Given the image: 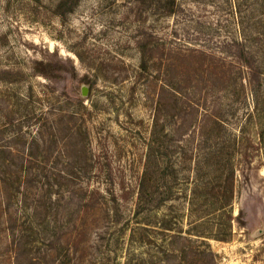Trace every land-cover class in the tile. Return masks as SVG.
<instances>
[{
	"label": "rangeland",
	"instance_id": "obj_1",
	"mask_svg": "<svg viewBox=\"0 0 264 264\" xmlns=\"http://www.w3.org/2000/svg\"><path fill=\"white\" fill-rule=\"evenodd\" d=\"M0 264H264V0H0Z\"/></svg>",
	"mask_w": 264,
	"mask_h": 264
},
{
	"label": "trees",
	"instance_id": "obj_2",
	"mask_svg": "<svg viewBox=\"0 0 264 264\" xmlns=\"http://www.w3.org/2000/svg\"><path fill=\"white\" fill-rule=\"evenodd\" d=\"M141 192H144V193H145V191H144V189H143V188L141 189ZM141 197H142V196H141ZM165 229H168V228H165Z\"/></svg>",
	"mask_w": 264,
	"mask_h": 264
}]
</instances>
